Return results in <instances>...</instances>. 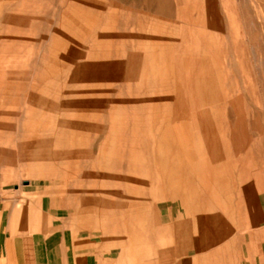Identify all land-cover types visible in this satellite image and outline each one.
<instances>
[{
    "label": "rangeland",
    "instance_id": "374dc122",
    "mask_svg": "<svg viewBox=\"0 0 264 264\" xmlns=\"http://www.w3.org/2000/svg\"><path fill=\"white\" fill-rule=\"evenodd\" d=\"M241 104L256 206L217 210L222 236L176 237L177 141L201 146ZM0 173L114 244L119 264H173L200 242L223 264H264V0H0Z\"/></svg>",
    "mask_w": 264,
    "mask_h": 264
},
{
    "label": "crops",
    "instance_id": "0c3cea01",
    "mask_svg": "<svg viewBox=\"0 0 264 264\" xmlns=\"http://www.w3.org/2000/svg\"><path fill=\"white\" fill-rule=\"evenodd\" d=\"M219 110L227 111V105L219 106ZM234 110L241 111L240 117L234 123L224 119L217 126L218 132L212 128L211 133H204L201 146L194 144L192 138L182 137L177 141L176 151L173 149L174 158L170 171H187L180 178L183 189L180 202L187 216L183 221L186 227L175 230L176 237L192 234L195 239L204 240L210 235L222 236L225 222L217 210L222 207L233 208V213L238 218L243 208L248 212L256 206L259 170L252 146L257 140L246 131L248 125L245 106H235ZM249 128L260 139L257 124L252 122ZM160 173L161 171H157L158 178ZM164 173L165 171L160 174L158 181L161 187ZM4 178L5 175L0 173V264L120 263L119 255L115 256L114 244L100 240L94 232L83 234L77 220L60 214L61 206L53 205L51 200H45L42 195L35 199L34 193L37 190L27 180H23L20 185L9 186L3 182ZM149 181L145 180L143 187L151 186L153 179L150 177ZM194 183L200 185L206 197L200 199V195L192 187ZM124 185L127 188L130 186ZM139 189L142 190L140 187ZM191 195L194 197L191 198ZM207 207L211 209H206ZM141 216L144 215L130 212L123 217L133 223ZM257 222L258 220H253L250 224H258ZM130 229L127 230L128 239L129 234L135 235ZM241 229L242 226L239 229L236 227L235 234ZM261 234L264 235V229ZM195 247L197 253L193 258L183 257L173 264H223L219 259V249L207 251L203 242ZM184 254H188L187 250ZM162 260L160 257L155 264H162ZM238 264H243L242 259Z\"/></svg>",
    "mask_w": 264,
    "mask_h": 264
},
{
    "label": "bare ground",
    "instance_id": "6f19581e",
    "mask_svg": "<svg viewBox=\"0 0 264 264\" xmlns=\"http://www.w3.org/2000/svg\"><path fill=\"white\" fill-rule=\"evenodd\" d=\"M162 142H163V141H162ZM162 142H161V145L163 144ZM168 142H169V141H168ZM159 143H160V142H159ZM159 143H158V144H159ZM161 145H160V146H161ZM155 147H157V146L155 145ZM158 147H159V145H158ZM158 147H157V148H158ZM163 148H164V144H163ZM159 149H160V148H159ZM159 149H158V150H159ZM161 151H162V150H161ZM162 153H164V152H162ZM129 155H130V154H129ZM194 195L196 196V194H194ZM191 196H192V195H191ZM193 197H194V196H192L191 198H193ZM196 197H197V196H196ZM192 200H193V199H192ZM239 201H240V200H239ZM239 201H237V202H239ZM236 204H237V203H236ZM235 206H236V205H235ZM233 207H234V206H233ZM234 208H235V207H234ZM223 222H225V221H223Z\"/></svg>",
    "mask_w": 264,
    "mask_h": 264
}]
</instances>
